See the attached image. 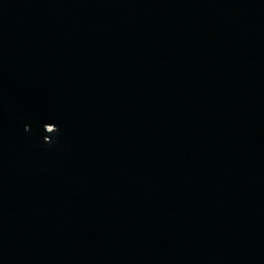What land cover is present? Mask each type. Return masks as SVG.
<instances>
[{
  "label": "water",
  "instance_id": "1",
  "mask_svg": "<svg viewBox=\"0 0 264 264\" xmlns=\"http://www.w3.org/2000/svg\"><path fill=\"white\" fill-rule=\"evenodd\" d=\"M0 264H264V0H0Z\"/></svg>",
  "mask_w": 264,
  "mask_h": 264
},
{
  "label": "clouds",
  "instance_id": "2",
  "mask_svg": "<svg viewBox=\"0 0 264 264\" xmlns=\"http://www.w3.org/2000/svg\"><path fill=\"white\" fill-rule=\"evenodd\" d=\"M46 142V141H45ZM47 143H52V142H47Z\"/></svg>",
  "mask_w": 264,
  "mask_h": 264
}]
</instances>
